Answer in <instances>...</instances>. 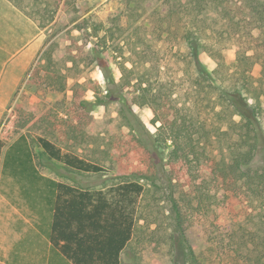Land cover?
I'll return each mask as SVG.
<instances>
[{
	"label": "rangeland",
	"instance_id": "374dc122",
	"mask_svg": "<svg viewBox=\"0 0 264 264\" xmlns=\"http://www.w3.org/2000/svg\"><path fill=\"white\" fill-rule=\"evenodd\" d=\"M183 2L12 3L42 32L45 42L26 70H0V264H44L45 259H50V264H71L50 247L48 240L55 183L100 192L112 203L123 202L134 214L135 235L123 254V264H190L180 246L175 253L171 240L172 205L168 199L171 191L182 198L181 206L186 204L183 211L189 217L188 239L196 254L205 251L206 229L214 228L213 194L205 190L204 209L198 210L189 204L187 187L193 179L202 186L199 176L202 165L195 162L191 176L182 174L171 185L165 180L153 185L147 179H137L140 172L150 174L152 162L140 148L135 132L120 116L119 103L111 101L115 93L122 91L131 103L135 78L148 68L149 77L156 80L172 105L183 114L189 113L192 103L174 77L180 70L171 69L174 59H167L175 51L168 54L160 35L151 30L154 24L178 25ZM206 18L213 23L219 16L211 9ZM24 32L34 34L35 30L25 27ZM224 48L225 62L233 66L240 47L235 40L228 39ZM251 74L263 92L260 120L264 128V66L254 65ZM90 94L92 99L88 98ZM132 109L154 134L151 110L134 104ZM40 138L55 143L64 155L74 154L99 164L103 172L77 173L62 161L43 156ZM232 144L228 135L216 133L206 146L208 154L219 161L229 160ZM170 150V144L160 149L163 164ZM135 181L144 186V192L124 197L119 186ZM202 197L199 195L194 201ZM217 214L228 221L248 222L245 217H233L234 213L228 209H219ZM206 262L211 264L210 260Z\"/></svg>",
	"mask_w": 264,
	"mask_h": 264
},
{
	"label": "trees",
	"instance_id": "16d2710c",
	"mask_svg": "<svg viewBox=\"0 0 264 264\" xmlns=\"http://www.w3.org/2000/svg\"><path fill=\"white\" fill-rule=\"evenodd\" d=\"M10 1L18 5L21 0ZM181 6L178 25L154 24L151 30L160 35L168 54L175 51V58L172 55L167 59H174L171 69L180 70L174 77L192 103L189 113L183 114L172 105L156 80L149 77L148 68L135 78L131 103L122 91L115 93L111 101L119 103L120 116L135 132L140 148L152 162L150 174L140 172L137 179H147L153 185L165 180L171 185L182 174L191 176L195 162L202 165L199 176L203 187L195 179L187 184L189 204L203 210L202 194L210 190L214 228L206 229L208 246L197 255L188 239L189 217L183 211L186 204L181 206L182 198L171 191L168 199L172 205L171 240L175 253L180 246L190 264H209L206 260L211 264H264V128L260 120L263 92L251 74L254 65L264 66V0H184ZM211 9L219 18L208 23L206 17ZM228 39L240 47L233 66H228L224 57ZM133 104L151 110L154 134L132 109ZM217 121L220 124H215ZM216 133H225L232 139L229 160L218 161L208 154L206 144ZM38 144L43 156L62 161L72 171L103 172L97 163L62 154L49 139L40 138ZM169 144L168 160L163 164L160 149ZM54 185L49 234L53 249L73 264H123V254L135 235L134 214L123 202L112 203L100 192L66 183ZM119 189L124 197L144 192V186L136 181L122 184ZM199 195L202 198L194 201ZM219 209H228L233 217H245L248 222L225 220L217 214ZM176 258L175 255L174 261Z\"/></svg>",
	"mask_w": 264,
	"mask_h": 264
},
{
	"label": "crops",
	"instance_id": "0c3cea01",
	"mask_svg": "<svg viewBox=\"0 0 264 264\" xmlns=\"http://www.w3.org/2000/svg\"><path fill=\"white\" fill-rule=\"evenodd\" d=\"M25 27L35 30V33L25 34ZM44 42L45 36L25 19L22 12L8 0H0V70H26ZM49 244L52 247L50 241ZM44 264H50V259H45Z\"/></svg>",
	"mask_w": 264,
	"mask_h": 264
},
{
	"label": "clouds",
	"instance_id": "9594fccd",
	"mask_svg": "<svg viewBox=\"0 0 264 264\" xmlns=\"http://www.w3.org/2000/svg\"><path fill=\"white\" fill-rule=\"evenodd\" d=\"M97 78L101 80V83H103V80H102V78L99 76V74L97 75ZM88 98H89V99H92V96H91V94L89 95V97H88Z\"/></svg>",
	"mask_w": 264,
	"mask_h": 264
}]
</instances>
